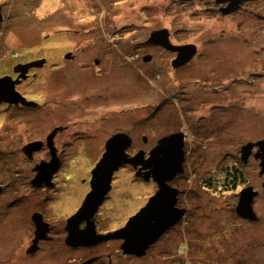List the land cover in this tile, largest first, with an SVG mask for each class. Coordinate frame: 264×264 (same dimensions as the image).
<instances>
[{
	"label": "rangeland",
	"instance_id": "1",
	"mask_svg": "<svg viewBox=\"0 0 264 264\" xmlns=\"http://www.w3.org/2000/svg\"><path fill=\"white\" fill-rule=\"evenodd\" d=\"M66 3H69L66 10L61 8V0H49L30 11L23 7L21 14L15 13L19 19L15 21L16 27L11 28L17 34L14 40L8 38L11 29L0 30V36L6 34L0 44V62L10 59L15 63L30 55L48 61L45 69L36 70L37 78L32 83L34 95L29 98L35 100L38 108L19 115L26 120L24 123L6 124L4 119L11 121L12 115L22 112L17 107L0 106V133H5V139L0 142L4 155L0 156V184L4 186L16 180L15 169L31 168L46 159L44 151L34 153L33 159L28 158L20 152V146L26 139L43 138L42 142H46L41 136L51 120L49 109L65 101L63 82L67 77L59 67L51 72L53 78L49 79V65L54 67L67 51L81 55L110 52L116 60L105 77L97 78L93 88H102L107 82L115 87L118 116H141L145 87L209 94L206 102L191 99L193 110H188L186 103L182 105L191 116L198 117L196 125H188V130L204 135L189 139L181 178L183 187L192 192L194 199H191L201 207L198 213H208V218L194 221V226L186 227L181 235L179 226L174 228V232L154 243L146 257L118 256L117 264H264V212L261 222L254 224L244 223L235 210L243 179L248 184L254 183V188H259L257 184L263 180L258 174L257 159L243 160L241 147L264 139V0H248L240 11L231 15L213 10L218 6L214 0H66ZM85 11L94 15L82 21L79 15ZM163 28L168 30L172 42L198 46V55L191 65L174 71L170 63L166 66L158 62V58L174 56L147 43L151 32ZM147 53L154 54L157 65L136 59L137 54ZM6 61L0 66V78L11 75L12 63ZM77 89L72 87L73 91ZM156 96L150 93L149 100L157 101ZM201 115L206 118L200 119ZM28 121L34 123L32 127ZM169 121L171 126L176 125L174 119ZM2 122L8 131L3 130ZM114 125L118 130L128 129V123L121 118ZM103 142L104 139H98L75 143L79 155H74L75 148L70 143L66 146L69 155L64 152L65 164L92 165ZM20 175L24 177L25 173L22 171ZM130 179L123 171L117 178V190L122 189L115 196L114 217L118 225L143 202L144 193L133 189L136 184L130 183ZM125 192L133 196H124ZM7 193L5 199L13 197L14 190ZM254 203L264 205V197H256ZM38 260L55 264L53 261L58 259L49 253L42 258L38 256Z\"/></svg>",
	"mask_w": 264,
	"mask_h": 264
},
{
	"label": "flooded vegetation",
	"instance_id": "2",
	"mask_svg": "<svg viewBox=\"0 0 264 264\" xmlns=\"http://www.w3.org/2000/svg\"><path fill=\"white\" fill-rule=\"evenodd\" d=\"M61 1L63 2L61 8L68 9L69 3L64 4L66 0ZM229 1L214 0L218 6L213 10H218L223 15H231L240 11L248 0H231L230 4ZM47 2L48 0H0V30L15 28V21L19 19L15 18V13L21 14L23 7L30 11V8L36 7L38 4L40 7ZM227 8L229 11L224 12ZM14 18L15 20H13ZM9 33L11 34L10 37L8 36L10 40L16 39L15 35L17 34L13 29ZM5 35L4 33L3 36H0V44L5 39ZM168 40L173 45L190 44V42L174 43L170 38ZM147 43L174 54L172 59L158 58V62L162 65L169 66L170 63V67L174 71L191 65L194 57L198 55L195 52L188 61L175 67L173 60L178 54L176 50L155 43L150 38ZM197 50L198 46L196 45ZM67 52L62 59L54 64V67L53 64H50L47 70L48 78L52 79L51 72L61 67L63 76L67 78L63 82L65 101L55 104L51 109L48 108V103L46 105L51 114L50 123L43 128L47 131L41 136L45 137L46 142H42L43 138L26 139L20 146V152L24 156L33 159L34 153L44 151L46 159L41 163H52L49 165L38 163L33 164L31 168L23 166L20 167V170L15 169L17 179L11 183H5L4 186L0 184V264H48L43 260H38V256L42 258L49 253L51 256L57 257L58 260L53 261L55 264H117L118 256L123 258L132 256L140 259L148 255L150 248L163 235L171 231L174 232V228L179 226L178 234L181 235L182 230L185 231L186 227L190 229L194 226V221L208 218V213H198L201 207L198 206L197 201L193 200L191 190L183 187L181 178L185 171L189 139L204 135L203 133L198 135L188 130L190 129L188 125L192 123L196 125L195 121L198 117L191 116L182 105L186 103L187 109L193 110L189 104L191 99L192 101L202 99L203 102H206L209 94L201 91L193 93V90L189 92L161 90L160 87H157V90H150L145 87L143 90L145 103L142 105L144 111L141 116L133 117L132 114H128L126 117L118 116L119 110L115 109L114 103L117 95L115 87L107 82L102 88H93L97 78L99 80L101 76L105 77L109 72L113 61L116 60L112 58L114 55L110 52L96 55ZM136 57L141 63L157 65L154 54H137ZM39 59H44L42 63L36 62L40 65H29L38 61L37 57H31V55L26 59H19L15 63L10 59L0 62L1 67H3V63L7 62L6 60L12 63L11 75L4 76L8 77L5 83L10 95L0 91V106L17 107L19 112H22L12 115L10 117L12 122H6L4 119L6 124L11 125L17 121L21 125L25 119L22 120V116L19 115L37 110V103H34V99L29 98L30 95H34L32 83L37 78L36 70L45 69V65L48 63L44 57ZM197 65L200 66V64ZM152 72H155V67ZM197 80L195 79V81ZM72 87L78 88L77 91H73ZM74 92L77 93L72 97ZM150 93L157 94L156 98L159 99L152 102L149 100ZM20 95L24 100L18 98ZM110 100L113 102L109 103ZM97 103L100 104L97 105ZM161 108L163 110H160ZM119 118L128 123L129 130H118L115 127L114 123ZM202 118H206V116L201 115L200 119ZM171 119L176 122L174 127L170 125L171 121L169 120ZM158 121L162 122L159 126H157ZM4 122H2L3 130L8 131L3 125ZM28 122L32 127L34 123ZM84 126L85 130H83ZM11 129L14 130V128ZM87 130H92V132H87ZM117 133H123L130 139L129 144L125 147L126 155L128 157L138 156L139 159L136 164L123 163L113 171L109 187L102 193V184L91 181L92 169L105 152L107 140ZM172 134H178L182 139L183 172L176 173L170 180L163 181V184L169 187L167 197L171 204L169 209H173L175 217L181 212L179 219L149 246L144 255L125 253L121 248L123 239L118 237V230L123 228L128 220L145 207L162 188L163 185L158 182L149 157L159 140ZM4 136L5 133H0V142L5 139ZM17 139L21 140V138ZM98 139H104L103 147L99 150L97 159L92 165L83 167L78 162L71 166L65 164L64 152L67 153V145L71 143L75 148V143ZM91 149L93 150V148ZM258 151V146H253L247 159L253 157L259 163L258 174L263 176V180L257 184L260 187L254 188V183L248 184V181L243 179L244 186L240 189L241 192L246 187H252L250 191L255 192L252 208L258 218L251 220L243 217L244 223L259 224L264 212V205L258 206L254 203L256 197H264V174H260V158L256 156L260 153ZM2 155L3 151L0 146V156ZM74 155H79L77 148L74 149ZM22 171L25 173L24 177L20 175ZM121 171L127 172L131 176L130 183L136 184H131L133 189H141L144 195L142 204L130 212L125 220L118 225L115 223L116 218L114 217L117 212L115 196L122 190H117L116 184ZM161 177V174L158 175L159 180ZM12 189L14 190L13 197L5 199V196L8 195L7 190ZM165 192L163 195L166 198ZM136 193L138 194V192ZM123 194L124 196H133L130 192ZM162 214H164V208H162ZM183 242L180 241L179 244H183Z\"/></svg>",
	"mask_w": 264,
	"mask_h": 264
},
{
	"label": "water",
	"instance_id": "3",
	"mask_svg": "<svg viewBox=\"0 0 264 264\" xmlns=\"http://www.w3.org/2000/svg\"><path fill=\"white\" fill-rule=\"evenodd\" d=\"M227 11H229L228 8L224 10V12ZM168 35L169 32L165 28L155 30L151 32L150 40L178 52L177 58L173 60V66H179L195 54V44L173 45L169 42ZM43 61H34L29 65L37 64L36 62L42 63ZM7 78H0V91L10 95L5 83ZM18 98L24 100L21 95ZM7 99L12 100L11 98ZM129 142V137L123 133H117L107 140L105 145L106 150L101 159L96 163V166L92 169L91 179L93 183L97 182L102 184V193L108 189L113 171L123 163H137L138 156L128 157L125 153V147ZM255 145L258 146V152H260L256 155L260 158V174H264V139L249 142L242 146L241 158L246 160L251 153L252 147ZM183 157L182 139L178 134H172L160 139L156 147L152 150L149 161L154 166V174L157 175L158 182L163 186L145 207L141 208L136 215L128 220L123 228L118 230V237L123 239L121 248L125 253H131L137 256L144 255L149 246L179 219L181 212L175 217L176 214L173 209H169L171 205L167 198L169 195V187L164 185L163 181L170 180L176 173L183 172ZM51 163H41V165H49ZM160 174L162 175L161 180L158 178ZM251 188L249 186L241 190L235 210L242 217L256 220L258 217L252 208V199L255 192H251ZM164 192L166 198L163 195ZM162 208H164V214H162Z\"/></svg>",
	"mask_w": 264,
	"mask_h": 264
},
{
	"label": "bare ground",
	"instance_id": "4",
	"mask_svg": "<svg viewBox=\"0 0 264 264\" xmlns=\"http://www.w3.org/2000/svg\"><path fill=\"white\" fill-rule=\"evenodd\" d=\"M49 1V0H48ZM46 4V3H45ZM235 4V3H234ZM93 12L92 11H85L84 13H82L81 15H79L80 20H88L91 19V17H93Z\"/></svg>",
	"mask_w": 264,
	"mask_h": 264
},
{
	"label": "trees",
	"instance_id": "5",
	"mask_svg": "<svg viewBox=\"0 0 264 264\" xmlns=\"http://www.w3.org/2000/svg\"><path fill=\"white\" fill-rule=\"evenodd\" d=\"M233 180V179H232Z\"/></svg>",
	"mask_w": 264,
	"mask_h": 264
}]
</instances>
